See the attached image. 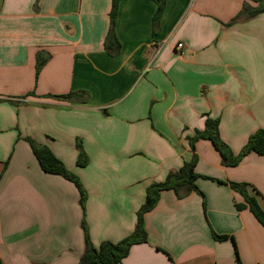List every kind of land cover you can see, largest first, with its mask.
<instances>
[{
    "label": "crops",
    "instance_id": "0c3cea01",
    "mask_svg": "<svg viewBox=\"0 0 264 264\" xmlns=\"http://www.w3.org/2000/svg\"><path fill=\"white\" fill-rule=\"evenodd\" d=\"M244 3L259 6L166 0L155 34L157 4L122 0L121 51L111 56L112 0H0V264H78L83 219L95 247L124 240L148 187L194 154L204 197L163 191L145 215L147 241L121 264H236L235 249L242 264H264V227L236 208L244 198L230 187L247 184L264 210V157L226 167L211 141L193 151L187 139L209 116L237 155L264 129V12L228 25ZM39 53L47 63L37 77ZM79 91L86 103L56 98ZM27 138L79 178L84 213L75 184L45 173Z\"/></svg>",
    "mask_w": 264,
    "mask_h": 264
},
{
    "label": "trees",
    "instance_id": "16d2710c",
    "mask_svg": "<svg viewBox=\"0 0 264 264\" xmlns=\"http://www.w3.org/2000/svg\"><path fill=\"white\" fill-rule=\"evenodd\" d=\"M121 1L122 0H112L111 11L109 14L110 26L105 41V50L111 56H117L121 51V44L115 34L118 8ZM152 1L157 4V9L155 11V14L153 15V32L157 34L160 20L165 10L166 0ZM252 1L258 3L259 6L256 8H251L249 5L244 3V6L240 13L228 25H231L238 20L253 18L264 12V0ZM35 7H37V4ZM46 63L47 57L42 53H39L36 60L37 77ZM56 98L60 100H73L79 101L80 103H86L87 93L84 91L72 92L68 95L59 96ZM219 125L220 122L218 119H213L207 116L205 121V130H196L194 136L187 138L191 149L193 151L195 150V143L200 139L211 141L217 151L220 153L222 163L226 167L237 166L243 158L251 153H256L264 157V129L258 130L256 133L250 136L247 144L242 148L240 153L235 155L230 147L221 139ZM27 141L29 142L33 154L37 158L42 170L45 173L62 176L63 178L75 184V186L80 191V205L84 213L87 194L79 178L75 174L69 172L63 162L59 160L48 147L37 144L29 138H27ZM78 147L80 149V154L77 164L79 167H85L89 162L88 156L84 152L80 143ZM196 165L197 155L194 154L191 161L185 162L179 170L170 172L163 182L150 185L147 189L145 202L137 212V223L134 232L129 237L118 243L103 242L98 248L95 247L90 239L87 225L83 219L82 228L85 235V251L78 264H121L123 259L128 256L133 245L145 243L147 241L145 215L151 212L156 207L159 202L160 195L163 191H173L178 198L187 197L192 193H197L204 197L203 193L199 190L196 184L197 179L201 177L195 171ZM203 178L215 181L218 184H226L225 182L209 177ZM230 187L233 190L239 192L244 198V203L237 204L236 208L238 210L248 208L254 215V217L258 220V222L264 227V210L260 207L257 199L249 195L247 191V184L232 183L230 184ZM212 236L217 241H225L231 239V237L227 235H218L214 231H212ZM235 256L236 264H242L237 249H235Z\"/></svg>",
    "mask_w": 264,
    "mask_h": 264
},
{
    "label": "built area",
    "instance_id": "2783aa9c",
    "mask_svg": "<svg viewBox=\"0 0 264 264\" xmlns=\"http://www.w3.org/2000/svg\"><path fill=\"white\" fill-rule=\"evenodd\" d=\"M177 47H178V49H182V48L184 47V45H183V43H179V44L177 45Z\"/></svg>",
    "mask_w": 264,
    "mask_h": 264
}]
</instances>
